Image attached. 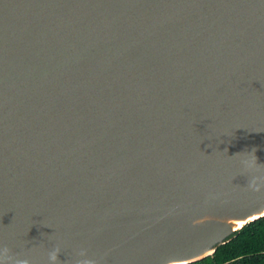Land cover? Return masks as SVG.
<instances>
[{
	"label": "water",
	"instance_id": "1",
	"mask_svg": "<svg viewBox=\"0 0 264 264\" xmlns=\"http://www.w3.org/2000/svg\"><path fill=\"white\" fill-rule=\"evenodd\" d=\"M253 176L264 0H0V248L189 264L264 217Z\"/></svg>",
	"mask_w": 264,
	"mask_h": 264
},
{
	"label": "trees",
	"instance_id": "2",
	"mask_svg": "<svg viewBox=\"0 0 264 264\" xmlns=\"http://www.w3.org/2000/svg\"><path fill=\"white\" fill-rule=\"evenodd\" d=\"M189 264H264V217L244 224L212 255Z\"/></svg>",
	"mask_w": 264,
	"mask_h": 264
},
{
	"label": "clouds",
	"instance_id": "3",
	"mask_svg": "<svg viewBox=\"0 0 264 264\" xmlns=\"http://www.w3.org/2000/svg\"><path fill=\"white\" fill-rule=\"evenodd\" d=\"M254 152L255 150L252 152L253 159L251 163L248 161L242 162L246 168L259 165ZM248 187L254 192H260L264 189V178L253 176L248 183ZM60 252L61 249L59 246H54V248L48 252L49 264H60L58 259ZM0 264H31V261L28 258L21 257L19 254H13L9 247L4 246L3 248H0ZM73 264H99V262L96 258L89 256L87 249L81 248L76 253V258L74 259Z\"/></svg>",
	"mask_w": 264,
	"mask_h": 264
},
{
	"label": "bare ground",
	"instance_id": "4",
	"mask_svg": "<svg viewBox=\"0 0 264 264\" xmlns=\"http://www.w3.org/2000/svg\"><path fill=\"white\" fill-rule=\"evenodd\" d=\"M209 217L206 216L204 218L198 219L196 222L201 223L203 222L205 219H208ZM221 221H224L226 223H229L232 228H237L242 226L245 222H247L248 220H241V219H232V218H220Z\"/></svg>",
	"mask_w": 264,
	"mask_h": 264
}]
</instances>
